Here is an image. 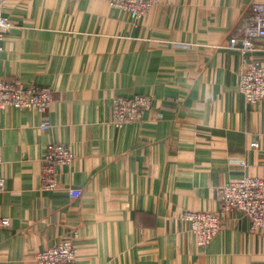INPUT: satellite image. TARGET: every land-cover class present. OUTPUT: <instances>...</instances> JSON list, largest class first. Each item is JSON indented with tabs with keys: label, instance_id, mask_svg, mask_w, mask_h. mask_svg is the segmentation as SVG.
Returning <instances> with one entry per match:
<instances>
[{
	"label": "crops",
	"instance_id": "crops-1",
	"mask_svg": "<svg viewBox=\"0 0 264 264\" xmlns=\"http://www.w3.org/2000/svg\"><path fill=\"white\" fill-rule=\"evenodd\" d=\"M112 1L7 0L0 13L12 26L0 78L54 91L43 116L0 114V264H36L74 232L76 264H264V233L239 212L205 247L181 221L220 211L228 182L264 180V99L249 106L239 94L245 62L229 47L264 0H151L136 21ZM135 95L151 96L163 118L145 112L114 128L112 99ZM56 145L74 159L44 191L42 160Z\"/></svg>",
	"mask_w": 264,
	"mask_h": 264
},
{
	"label": "built area",
	"instance_id": "built-area-1",
	"mask_svg": "<svg viewBox=\"0 0 264 264\" xmlns=\"http://www.w3.org/2000/svg\"><path fill=\"white\" fill-rule=\"evenodd\" d=\"M81 1V0H73ZM151 0H115L112 8L127 13L131 21L142 19L152 7ZM7 6V0H0V13ZM11 23L0 16V42L11 28ZM264 43V4L252 3L249 15L238 29V34L230 42L229 47L243 58L245 69L238 77L239 94L249 106L257 105L264 99V48L259 49L256 43ZM2 47H0V51ZM54 91L37 84H25L19 80L7 81L0 78V114L8 109H35L41 116L47 113L53 101ZM154 99L149 95L115 96L111 101V125L121 129L127 124H136L142 120L145 112H155V119L161 120L162 113L156 109ZM50 127L49 122L40 124L41 130ZM1 132V130H0ZM254 150L259 148L258 142L250 144ZM74 156L64 145L49 148L42 160L40 173L41 189L52 192L58 187L54 168L72 162ZM2 161L0 158V167ZM240 166H245L240 162ZM4 182L0 178V195ZM71 199L82 195L79 189H69ZM217 197L221 205L218 212H184L181 221L189 226V234L196 247H205L221 231L229 212H239L246 218L252 230L264 233V180L244 175L236 180L220 186ZM9 226V220L0 214V229ZM75 232L68 239L60 241L52 248L40 251L35 256L36 264H76V248L73 244Z\"/></svg>",
	"mask_w": 264,
	"mask_h": 264
}]
</instances>
